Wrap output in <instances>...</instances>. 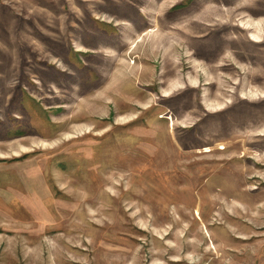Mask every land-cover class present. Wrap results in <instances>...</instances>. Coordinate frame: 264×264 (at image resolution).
Segmentation results:
<instances>
[{
  "label": "rangeland",
  "instance_id": "374dc122",
  "mask_svg": "<svg viewBox=\"0 0 264 264\" xmlns=\"http://www.w3.org/2000/svg\"><path fill=\"white\" fill-rule=\"evenodd\" d=\"M0 264H264V0H0Z\"/></svg>",
  "mask_w": 264,
  "mask_h": 264
},
{
  "label": "bare ground",
  "instance_id": "6f19581e",
  "mask_svg": "<svg viewBox=\"0 0 264 264\" xmlns=\"http://www.w3.org/2000/svg\"><path fill=\"white\" fill-rule=\"evenodd\" d=\"M220 6H221V4H220ZM214 7V6H213ZM206 12H209V13H211V12H213V15H220L221 13H223L224 11H223V9H221V7H219V8H210V9H208L207 11L205 10V12H203V13H200V15L199 16H197L198 17V19L197 20H202V21H204V20H206L207 19V17L208 16H206ZM226 12L227 13H229V12H231V11H229V10H227L226 9ZM169 36V34H166V35H162V38L161 39H159V40H161L162 42H164V44L167 46V41H166V39H167V37ZM170 37H171V33H170ZM170 50L169 51H167L168 53H169V56H170V53H171V51L172 50H174V48H172L171 47V45H170Z\"/></svg>",
  "mask_w": 264,
  "mask_h": 264
}]
</instances>
